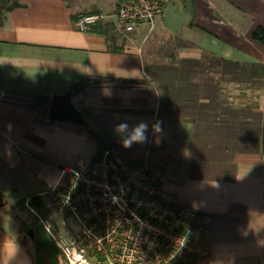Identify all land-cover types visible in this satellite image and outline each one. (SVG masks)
Returning <instances> with one entry per match:
<instances>
[{
    "label": "crops",
    "instance_id": "1",
    "mask_svg": "<svg viewBox=\"0 0 264 264\" xmlns=\"http://www.w3.org/2000/svg\"><path fill=\"white\" fill-rule=\"evenodd\" d=\"M183 3L189 14L177 35L180 57L264 64V44L252 38L257 27L264 28V0ZM82 14L57 0H9L0 6V264L6 258L9 264L58 263L55 245L49 252L27 234L25 228H32L21 216L5 212L15 205L29 211L27 197L47 193L63 166L97 158L104 144L118 146L128 161L150 160L158 115H172L159 110L160 91L145 72L139 45L120 37L122 50H113L103 33L79 29L75 20ZM87 78L95 80L70 90ZM222 85L226 98L234 100L233 82ZM67 91L83 123L49 118L52 95ZM258 102L256 110L264 114V89ZM122 123L127 133L119 131ZM139 123L148 125L147 140L125 148L122 141ZM222 153L221 161L198 159V177L183 176L177 167L157 174L163 191L204 220L206 252L186 264H264V157L258 151ZM208 169L210 174L200 172ZM40 210L51 216L57 232L77 230L55 204ZM14 242L18 249L9 258Z\"/></svg>",
    "mask_w": 264,
    "mask_h": 264
},
{
    "label": "built area",
    "instance_id": "2",
    "mask_svg": "<svg viewBox=\"0 0 264 264\" xmlns=\"http://www.w3.org/2000/svg\"><path fill=\"white\" fill-rule=\"evenodd\" d=\"M169 2L118 0L117 27L124 32L142 22L152 27ZM104 19L91 12L75 24L88 30ZM157 182L148 158L129 162L115 144H104L97 158L63 166L58 183L39 196L43 206L55 204L73 219L77 230L57 232L32 196L24 204L50 236L60 264H186L206 252L204 220Z\"/></svg>",
    "mask_w": 264,
    "mask_h": 264
},
{
    "label": "trees",
    "instance_id": "3",
    "mask_svg": "<svg viewBox=\"0 0 264 264\" xmlns=\"http://www.w3.org/2000/svg\"><path fill=\"white\" fill-rule=\"evenodd\" d=\"M91 30L103 33L113 50H122L123 45L118 42L121 35L114 22H96ZM252 38L264 44V28L257 27ZM144 68L160 91V112L171 113L176 122L193 125L196 158L192 169L198 168V159L202 163L205 159L221 161L225 150L233 153L258 151L264 157V114L256 110L258 97L264 89V64L240 63L213 56L178 57L174 51L167 62H146ZM93 80L95 78L78 81L70 90L79 91ZM227 81L234 84V100H228L224 94L222 83ZM43 98L47 103L49 98ZM190 175L198 177V173ZM33 204L39 210L43 208L38 196L33 197Z\"/></svg>",
    "mask_w": 264,
    "mask_h": 264
},
{
    "label": "rangeland",
    "instance_id": "4",
    "mask_svg": "<svg viewBox=\"0 0 264 264\" xmlns=\"http://www.w3.org/2000/svg\"><path fill=\"white\" fill-rule=\"evenodd\" d=\"M9 0H0V6ZM60 3H65L72 12L87 14V12H100L105 16V19L112 20L124 40L125 44L139 45L143 56L148 64L153 62H167L169 54L174 51L179 40L177 35L182 34L184 21L188 18L185 7L182 5L183 0H172L167 4L162 17L160 15L154 21L152 27L148 23H140L135 32L121 31L117 25V6L118 0H57ZM172 34V35H171ZM190 50V49H189ZM156 125L159 130L154 132L152 150L150 153V161L154 164L155 173L160 174V169L164 167H177L179 174L198 173V168L195 166L192 169L193 161L196 158L194 155L195 136L193 125L189 123L176 122L170 115H158ZM118 147V146H117ZM124 157V156H123ZM131 162V161H129ZM211 173L212 170H201L200 172ZM14 207V208H13ZM12 207V212H5L12 218L21 216L27 226L34 229L33 234L38 242L48 249L49 252H54L55 247L50 236L40 226L39 221L22 205ZM1 212V207H0ZM1 214V213H0ZM13 224H17L14 223ZM24 237L28 238V235ZM29 240V239H28ZM29 244H35L29 241ZM58 262V261H57ZM56 264H60L59 262Z\"/></svg>",
    "mask_w": 264,
    "mask_h": 264
},
{
    "label": "water",
    "instance_id": "5",
    "mask_svg": "<svg viewBox=\"0 0 264 264\" xmlns=\"http://www.w3.org/2000/svg\"><path fill=\"white\" fill-rule=\"evenodd\" d=\"M71 95L69 91L52 95L48 107V116L50 119L83 123L84 118L78 108L72 103ZM27 234L33 236L32 229H28Z\"/></svg>",
    "mask_w": 264,
    "mask_h": 264
},
{
    "label": "clouds",
    "instance_id": "6",
    "mask_svg": "<svg viewBox=\"0 0 264 264\" xmlns=\"http://www.w3.org/2000/svg\"><path fill=\"white\" fill-rule=\"evenodd\" d=\"M121 133L128 132V124L122 123L117 126ZM154 130L158 131L159 126H154ZM147 132H148V125L144 123L137 124L130 134L126 136V138L122 141V144L125 148L131 147L134 143H144L147 140ZM18 245L14 242L13 249L11 253L7 257H12L14 253L17 251ZM4 264H9V260L6 258Z\"/></svg>",
    "mask_w": 264,
    "mask_h": 264
}]
</instances>
